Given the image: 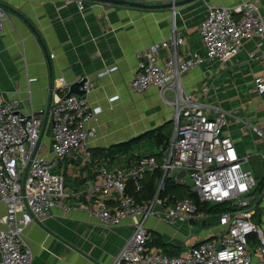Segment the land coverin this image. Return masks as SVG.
<instances>
[{"label":"built area","instance_id":"1","mask_svg":"<svg viewBox=\"0 0 264 264\" xmlns=\"http://www.w3.org/2000/svg\"><path fill=\"white\" fill-rule=\"evenodd\" d=\"M76 4L82 13L85 0H76ZM6 19L0 5V36ZM198 31L203 56L192 51L178 54L183 39L176 35L174 26L167 40L152 42L139 55L130 88L140 93L156 87L174 109L175 129L160 157L141 156L125 168L111 167L105 159L91 162L86 146L97 133L93 125L88 126L95 112L86 96L90 91L87 79L80 87L86 91L84 95L66 96L71 83L58 77L61 95L47 107L28 113L18 110V99L7 100L0 92V202L5 206V214L0 217V264H32L33 256L24 243L23 232L30 222L48 218L53 207L64 212L84 209L104 226H115L130 218L132 233L110 264H264L263 214L259 221L254 220L257 207H264V154L262 175L256 178L243 168L250 156L239 154L230 137L223 134L228 113L211 107L210 115L206 106L186 93L181 84L183 76L197 65L229 61L244 40L255 39L248 58L256 59L255 50L264 46V19L259 6L250 0L231 6L209 5ZM167 47L172 48L171 55L160 58V50ZM115 69L116 65L103 67L96 76ZM166 89L174 90L172 101L164 96ZM252 89L264 95V75L253 77ZM26 99L29 100V93ZM44 116L50 120L51 158L37 152ZM232 118L264 141L258 124L235 115ZM74 151L90 161L96 179L68 191L55 165ZM155 170L160 171L155 194L149 200L136 201L127 193L128 183L139 190L145 174ZM181 172L183 175L177 174ZM167 178L186 185L201 202L229 207L215 216L216 231L197 237L194 244L177 255H167L148 245L147 220L155 217L171 226L179 220L206 225L212 214L199 210L187 196L162 197L160 191ZM260 180L261 191L255 192Z\"/></svg>","mask_w":264,"mask_h":264},{"label":"crops","instance_id":"2","mask_svg":"<svg viewBox=\"0 0 264 264\" xmlns=\"http://www.w3.org/2000/svg\"><path fill=\"white\" fill-rule=\"evenodd\" d=\"M122 1L144 5L171 2ZM240 1L243 0H175L173 7L152 8L85 0L81 13L76 0H0L7 16L0 36V92L7 100L18 99V110L28 113L47 107L61 95L58 77H64L71 84L85 77L90 84L86 96L95 112L88 126L93 125L97 133L86 146L91 162L105 159L111 167L125 168L141 156L160 157L174 133V109L156 87L140 93L131 90L130 80L139 55L152 42L167 40L174 26L176 35L183 39L178 54L192 51L203 56L198 27L207 7L231 6ZM250 1L259 6L264 19V0ZM254 41L244 40L238 53L226 63L207 61L197 65L183 76L181 84L186 93L206 106L205 111L210 115L211 107L228 113L223 134L230 137L239 154L260 157L261 169L255 175L259 178L263 171L264 141L232 118L234 114L256 123L264 132V95L252 89L253 77L264 75V46L255 50L256 59L249 60ZM171 53L172 48L167 47L159 55L164 59ZM111 65L117 69L96 76L97 71ZM164 96L172 101L174 90L166 89ZM157 127H163V134L167 136L163 144L142 139L112 161L93 156V149L126 142ZM49 137L50 120L44 116L37 152L51 158ZM240 137L247 138L248 142H242ZM85 158L74 151L57 161L55 171L62 173L66 190H77L96 179L90 161ZM4 214L5 206L0 202V217ZM184 222L179 220L171 226L150 217L146 223L150 240L160 238L172 242L176 244L174 252H181L197 238L187 239L179 233L178 227ZM132 230L130 218L115 226H104L84 209L64 212L53 207L48 218L27 225L23 240L32 253V264H110ZM180 239L185 241L184 247ZM149 246L163 252L157 245Z\"/></svg>","mask_w":264,"mask_h":264},{"label":"trees","instance_id":"3","mask_svg":"<svg viewBox=\"0 0 264 264\" xmlns=\"http://www.w3.org/2000/svg\"><path fill=\"white\" fill-rule=\"evenodd\" d=\"M163 131H164L163 127H157L155 129L143 133L142 135L134 137L126 142H121L105 149L103 148L93 149V156L96 159L102 157V158H108L109 160L112 161L116 158L117 155L121 153H127L137 142L141 141L142 139H152L157 144H163V142L166 141L165 138L167 139V136L163 134ZM159 178H160L159 170H155L151 173H146L143 180L141 181V188L139 190H136L132 186V183L129 182L127 185V193L132 195L135 198V200L139 202L149 200L153 197V195L156 192ZM261 188H262V181L260 180L254 190L255 192H259L261 191ZM172 194L175 198H182L185 196L191 198L197 204L199 210H204L206 212L211 213L214 218H216L215 216H217L222 211L229 209V207L226 204H222V203L209 204V203L201 202L199 201L197 195L194 192L190 191V189L186 185L178 184L172 178H167L165 179L164 182V188L160 191V195L162 197L166 195H169L171 197ZM263 213H264V208L257 207L254 220L256 222L259 221L260 216ZM148 245L151 246L157 245L167 255L178 254L174 252L176 244L172 242H164L160 238H156V239L152 238L150 240V236H149Z\"/></svg>","mask_w":264,"mask_h":264},{"label":"rangeland","instance_id":"4","mask_svg":"<svg viewBox=\"0 0 264 264\" xmlns=\"http://www.w3.org/2000/svg\"><path fill=\"white\" fill-rule=\"evenodd\" d=\"M228 119H229V116H228ZM240 140L245 143L248 142V139L245 137L244 138L240 137ZM250 154H254V152L251 153L250 151ZM260 164H262L260 157L252 155L250 157V160L246 164H244L243 168L245 170L251 171L253 175H256L257 170L260 171L261 169ZM175 225L176 224L172 226H175ZM217 229H218L217 219L214 217H210L206 225H202L201 221L196 222V223H190L188 221H185L181 227H178L179 233L182 234L187 239L190 237L191 238H195V237L204 238L210 230L216 231ZM179 243L183 245V247L185 246V241H183L182 239H180Z\"/></svg>","mask_w":264,"mask_h":264},{"label":"water","instance_id":"5","mask_svg":"<svg viewBox=\"0 0 264 264\" xmlns=\"http://www.w3.org/2000/svg\"><path fill=\"white\" fill-rule=\"evenodd\" d=\"M100 1H103V2H108V3H115V4H128V5H131V6H138V7H152V8H159V7H173L174 5H176L175 2H169L167 4H163V5H144V4H141V3H138V2H132V1H122V0H100ZM86 81V78L83 77V78H80V80H77L75 82H73L70 87H69V90L66 94V96L74 93V94H77V95H84L86 93V91L84 89H80L81 86H83L84 82Z\"/></svg>","mask_w":264,"mask_h":264}]
</instances>
